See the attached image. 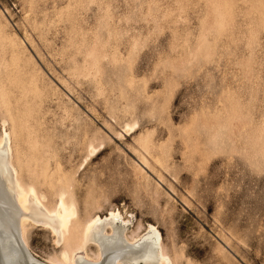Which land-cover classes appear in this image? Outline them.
<instances>
[{
    "label": "rangeland",
    "instance_id": "rangeland-1",
    "mask_svg": "<svg viewBox=\"0 0 264 264\" xmlns=\"http://www.w3.org/2000/svg\"><path fill=\"white\" fill-rule=\"evenodd\" d=\"M3 119L20 182L75 226L114 210L103 236L152 226L174 264H264V0H0Z\"/></svg>",
    "mask_w": 264,
    "mask_h": 264
},
{
    "label": "bare ground",
    "instance_id": "bare-ground-1",
    "mask_svg": "<svg viewBox=\"0 0 264 264\" xmlns=\"http://www.w3.org/2000/svg\"><path fill=\"white\" fill-rule=\"evenodd\" d=\"M1 123L0 264H120L121 262L138 264L140 261L174 264L165 253L159 234L152 226H149L147 235L141 241L131 245L125 243L118 231H115L113 236L108 238L103 236V232L107 227H113L121 219L120 215L115 213L114 210L109 211L108 217L104 219H101L100 216H94L82 227H77L75 226L77 209L75 204L68 200L65 192L61 191L62 193L58 195L54 208H47L44 204V195L39 194L34 186H24L20 182L18 170L13 162V158H15L12 147L13 138L11 132L6 130L7 121L3 119ZM134 127L136 128V125H125L123 135L133 134L136 130ZM121 136V133L117 135V137ZM13 137L15 138V136ZM97 152L94 147H91L89 155L94 156ZM144 156L146 157V155ZM140 164L145 167L143 162ZM2 187L6 188V193L2 190ZM10 197L12 200H10ZM28 222L39 223L49 228L57 237V243L61 242L65 245L66 250L63 252L62 257L60 256L61 261L45 262L25 254L24 249L28 251L26 243V224ZM123 223L124 227L126 222ZM88 243L96 244L101 252V256L92 262L88 261L85 258L86 256L79 257V255L76 257L78 253L85 250ZM73 247L75 251L68 250Z\"/></svg>",
    "mask_w": 264,
    "mask_h": 264
},
{
    "label": "water",
    "instance_id": "water-1",
    "mask_svg": "<svg viewBox=\"0 0 264 264\" xmlns=\"http://www.w3.org/2000/svg\"><path fill=\"white\" fill-rule=\"evenodd\" d=\"M24 251H25V254L29 255V257L36 258L37 259V257L34 254H32L31 252H29V250L27 251V250L24 249Z\"/></svg>",
    "mask_w": 264,
    "mask_h": 264
}]
</instances>
